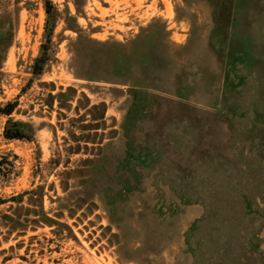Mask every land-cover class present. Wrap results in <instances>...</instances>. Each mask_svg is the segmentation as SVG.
I'll return each instance as SVG.
<instances>
[{
  "label": "rangeland",
  "instance_id": "374dc122",
  "mask_svg": "<svg viewBox=\"0 0 264 264\" xmlns=\"http://www.w3.org/2000/svg\"><path fill=\"white\" fill-rule=\"evenodd\" d=\"M52 1L59 10L67 5L76 29L56 24L38 79L31 65L43 35L41 2L0 0V102L17 98L21 111L13 115L37 127L31 142L0 137V151L15 152L20 169L0 197L41 184L44 211L61 210L72 233L39 226L15 237L0 224V264H264V0H240L235 13L230 0ZM149 23L147 44L127 58L110 53L97 71L133 78L140 87L132 105L125 85L75 76L97 63L86 48L75 51L86 37L126 44ZM42 81L106 103L105 131L114 123L119 134L104 173L117 166L132 174V189L111 207L85 197L75 208L74 179L61 190L62 161L52 168L47 161L65 134L57 122L68 124L56 109L40 110ZM75 103L62 109L68 118ZM21 205L30 206L26 196Z\"/></svg>",
  "mask_w": 264,
  "mask_h": 264
},
{
  "label": "trees",
  "instance_id": "16d2710c",
  "mask_svg": "<svg viewBox=\"0 0 264 264\" xmlns=\"http://www.w3.org/2000/svg\"><path fill=\"white\" fill-rule=\"evenodd\" d=\"M230 1L231 11L232 13H235L240 0ZM40 2L45 13L43 35L42 41L39 45L38 55L33 59L31 65V74L34 78L38 79L42 75L44 67L50 60L52 35L56 24L59 21H63L64 29H69L71 31H75L76 29V16L69 12L66 4H64L62 10H59L52 0H40ZM74 6L77 12L76 2H74ZM151 28L152 23L140 28L139 33L126 44L121 42L110 43L108 41H100L91 37H86L83 44L78 42L80 47L75 51L78 53L83 48H86L90 51L89 58L97 63L94 64L95 68H91V72L87 70V73L75 74V76L82 78L87 82L103 81L125 85L124 92L131 98L132 105V103L136 102L138 99V89L140 87L133 78L130 77L122 80L118 78V76L112 78L104 77L98 75L97 71L101 66V62L108 64V55L110 53L120 50L122 55L127 58L134 51L136 44L139 42L147 44L150 39L149 37L153 33ZM162 30L165 32V28H162ZM97 58H99V60H97ZM119 58L120 56L116 59ZM112 71L115 73L116 70L112 68ZM124 73L127 72H123V74ZM39 86L43 89L37 102L40 110L46 109L52 111L53 109H56L58 114L57 120L59 121L63 118L68 124L67 127H64L62 122H57L60 123L59 125L61 129L65 131V134L61 136L62 143L56 144V156L50 157L47 161L51 168L53 166H59L62 161L63 169L60 172L63 177L60 180L61 190L63 192L68 191L69 180L74 179L76 181L75 185L80 188L81 191H78V199L75 204H73L75 205V208L82 206L83 203H85V197H88L89 199L97 197L106 204L109 203L108 206L111 207V200L114 201L117 197L119 198L126 195V193L132 189V174L131 170L128 169L119 172L117 166L110 175L106 176L104 173L105 166L102 164L106 159L104 154H106L108 148L114 147L115 139H117V135L119 134V131L114 128V123L111 124L109 130L105 131L107 128L105 123V112L107 109L106 103L102 100L91 102L89 97L83 91H80L77 96V89L72 85H60L56 91V86L53 82L42 81L39 82ZM74 100H76V103L73 106L75 116L68 118L65 113L62 112V109L66 111L71 110V105ZM18 104L19 102L17 98L0 102V117L4 118L0 137L5 142L14 140L31 142L34 140L37 127L33 125L30 119L24 120L13 115L19 114L21 111L18 108ZM80 109H83L82 113L79 112ZM123 122L124 121L119 124V129L122 131H124ZM38 126L42 127L43 125L40 123ZM50 127L54 128L51 124ZM122 137H124L123 134L120 135V138ZM61 151L64 152L63 159L61 158ZM73 154H83L85 156H79L75 160L76 164L69 167L70 156ZM128 155L133 158L131 152H128ZM18 159L19 156L12 150L0 151V186L8 185L13 178L19 175L20 169L16 164ZM31 185H34L33 182ZM25 196L31 207H22L21 203ZM42 196L43 186L41 184H36L29 189L11 194L8 197H0V204L7 201L15 203L14 207L12 205L8 206L7 212L0 213V224L5 227L8 235L14 233L15 237H17L25 234L27 228L35 229L39 226H47L49 228L53 226L57 228L62 226L72 233L70 226L59 220V218L63 217V212L61 210L56 212L54 217L49 216L48 212L44 211L42 206ZM66 209L68 210V216L71 217L73 215V209ZM109 209L110 208L107 209L108 213H110ZM22 210H24V212H22ZM72 237L74 238L73 235Z\"/></svg>",
  "mask_w": 264,
  "mask_h": 264
}]
</instances>
